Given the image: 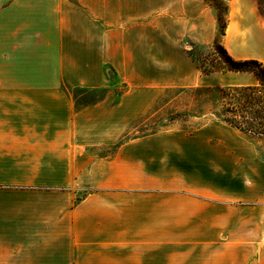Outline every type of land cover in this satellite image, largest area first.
Masks as SVG:
<instances>
[{"label":"crops","instance_id":"0c3cea01","mask_svg":"<svg viewBox=\"0 0 264 264\" xmlns=\"http://www.w3.org/2000/svg\"><path fill=\"white\" fill-rule=\"evenodd\" d=\"M257 13L231 0L223 46L264 65ZM217 35L203 0H0V264H264L251 135H133L166 90L258 84L202 71Z\"/></svg>","mask_w":264,"mask_h":264},{"label":"rangeland","instance_id":"374dc122","mask_svg":"<svg viewBox=\"0 0 264 264\" xmlns=\"http://www.w3.org/2000/svg\"><path fill=\"white\" fill-rule=\"evenodd\" d=\"M204 3L211 8L217 19V39L210 47L199 46L191 42L190 45L193 47L192 53L201 68L219 70V68L223 67L224 61L227 59V53L225 54L220 48L224 49L223 39L228 24L231 0H207ZM251 3L256 5L259 24L264 26V16L257 5V0H238L239 5ZM112 80V84L115 86L117 92L122 93L124 88L118 85V81L114 75H112ZM103 95L104 92L101 90L92 92L89 95H83L79 99V102L82 104L95 102L100 100ZM229 102L236 104L237 100L231 97L223 100L219 87L210 89L166 90L161 94V97L156 103L155 113L147 116L141 122L142 125L137 130V133L133 132V135H149L164 131L170 127L187 130L196 129L204 121V119L200 118H205V115L210 116L211 112L221 111L223 103L227 104ZM254 139L259 143L261 155L264 157V139Z\"/></svg>","mask_w":264,"mask_h":264},{"label":"trees","instance_id":"16d2710c","mask_svg":"<svg viewBox=\"0 0 264 264\" xmlns=\"http://www.w3.org/2000/svg\"><path fill=\"white\" fill-rule=\"evenodd\" d=\"M257 5L264 16V0H257ZM220 50L227 53L223 48ZM226 58L223 67L219 70L201 69L205 74L213 72L251 73L256 77L258 84L249 87L220 88L223 100L231 97L236 99L237 103H223L221 111L213 113L232 128L254 138L264 139V65L256 60L237 61L228 54Z\"/></svg>","mask_w":264,"mask_h":264}]
</instances>
